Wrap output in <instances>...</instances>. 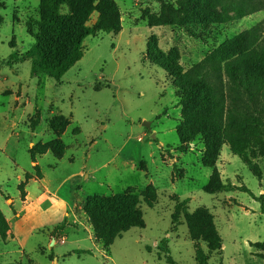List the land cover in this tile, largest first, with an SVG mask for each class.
I'll return each instance as SVG.
<instances>
[{"label": "rangeland", "instance_id": "rangeland-1", "mask_svg": "<svg viewBox=\"0 0 264 264\" xmlns=\"http://www.w3.org/2000/svg\"><path fill=\"white\" fill-rule=\"evenodd\" d=\"M114 1L122 30L87 37L83 58L60 82L32 77L29 60L0 65V210L12 233L6 240L0 237V264H171L169 256L175 264H197L198 249L208 264H264V249L254 246L264 243V156L254 160L262 172L258 179L223 145L215 168L224 190L207 193L213 168L203 166L204 141L199 136L178 149L185 147L176 130L183 108L172 80L147 55L154 39L170 61L187 71L263 21L264 11L223 25L150 26L151 16L176 10L183 0ZM40 2L0 0L1 60L32 48L35 39L26 24L40 18ZM98 15L93 11L86 24L93 26ZM57 117L65 125L55 130ZM38 143L49 149L36 156L35 169L30 149ZM38 173L43 180H32L40 179ZM26 174L32 176L26 196L27 190L36 199L45 189L52 196L43 195L33 206L34 201L25 202L19 185ZM147 187L159 200L153 208L142 204L145 227L124 233L109 249L96 240L86 204L78 199L66 217L64 203L57 201ZM184 200L188 214L208 210L221 250L211 251L204 238L191 237L183 214L173 222L176 201ZM58 222L65 227L49 226ZM78 245L92 253L75 254Z\"/></svg>", "mask_w": 264, "mask_h": 264}, {"label": "trees", "instance_id": "trees-1", "mask_svg": "<svg viewBox=\"0 0 264 264\" xmlns=\"http://www.w3.org/2000/svg\"><path fill=\"white\" fill-rule=\"evenodd\" d=\"M40 6V18H31L26 24L27 33L35 39L32 48L22 56L15 53L6 61L0 58V65L5 63L12 67L29 60L32 77L48 76L60 82L83 58L87 37L122 30L121 11L114 0H41ZM65 7L68 9L66 13ZM93 11L99 15L95 24L88 26L86 22ZM260 11H264V0H183L176 10L151 16L148 22L150 26L223 25ZM147 55L172 80L183 108L182 120L176 130L185 147L178 149L185 150L189 142L199 136L204 141L202 163L213 168L204 190L209 194L224 190L220 173L215 168L223 145H228L253 175L261 179V169L254 160L264 156V20L228 39L187 71L170 61L154 39L149 42ZM101 86L99 84L96 90ZM52 121L55 130L65 125L61 117ZM48 149L47 145L35 144L30 149L33 163H36L37 155H44ZM38 167V164L34 166L35 169ZM37 177L42 179L43 175L38 173ZM31 179L32 176L26 174L24 182L19 185L23 198L26 197L24 188ZM239 189L249 191L245 186ZM158 200L159 195L152 187L142 191L129 188L114 196H88L84 211L96 240L109 249L124 233L133 228H144L141 206L145 204L153 208ZM186 202L176 201L173 222L177 223L183 214L191 237L204 238L211 251L221 250L222 240L208 210L201 208L188 214L183 208ZM63 227L65 222L55 229ZM9 232V223L0 210V237L6 240ZM162 244L169 253L166 242ZM254 246L264 249V243ZM77 253L92 252L78 250ZM168 260L175 264L172 257L169 256ZM196 261L197 264H208V256L198 249Z\"/></svg>", "mask_w": 264, "mask_h": 264}, {"label": "crops", "instance_id": "crops-1", "mask_svg": "<svg viewBox=\"0 0 264 264\" xmlns=\"http://www.w3.org/2000/svg\"><path fill=\"white\" fill-rule=\"evenodd\" d=\"M35 165L37 164V159H36V163H34ZM77 174L78 173H75V174H73V175H71V177H72V179H75V178H77L78 176H77ZM43 178H44V176H43ZM43 178L42 179H32V180H43ZM26 192H27V196H26V201L25 202H28L29 200H31L30 201V203H32L33 201H34V203H32V205L31 206H33L34 204H37V203H40L39 201H41V198H42V196L43 195H51V193H50V190L49 189H45V191H44V193H42L41 195H39L36 199H31V197H30V194H29V192L26 190ZM77 196H74V194H73V196H72V200L71 201H64L63 199H61V198H57V201H58V203H64V208H66V214H65V216L66 217H69V210H72L73 209V207L74 206H76V204H77V200L79 199V201H80V203H81V205L82 206H84L85 204H86V201H87V198H88V196H86V195H84V196H78L79 194H76ZM52 196V195H51ZM79 197V198H78ZM73 214V213H72ZM71 214V215H72ZM61 216H63V214L61 215ZM6 217V216H5ZM7 219V218H6ZM8 220V219H7ZM52 225H49V226H56L57 224H60L59 222L58 223H51ZM12 235V233H11V229H10V232H9V236H11ZM8 236V237H9ZM78 242H79V244H80V242H81V240L80 239H78ZM96 245V244H95ZM55 246V245H54ZM53 246V247H54ZM76 251V253L73 251V253H75V254H77V251L78 250H86V251H91L92 249L91 248H85V247H80L79 245H78V247H77V249H75ZM92 252V251H91Z\"/></svg>", "mask_w": 264, "mask_h": 264}, {"label": "water", "instance_id": "water-1", "mask_svg": "<svg viewBox=\"0 0 264 264\" xmlns=\"http://www.w3.org/2000/svg\"><path fill=\"white\" fill-rule=\"evenodd\" d=\"M146 126H148V128L150 127V124L148 123H145ZM153 138H155V136H153Z\"/></svg>", "mask_w": 264, "mask_h": 264}]
</instances>
